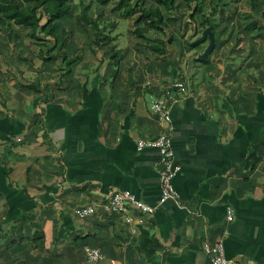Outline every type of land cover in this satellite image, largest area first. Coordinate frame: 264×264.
I'll return each instance as SVG.
<instances>
[{
    "label": "crops",
    "instance_id": "crops-1",
    "mask_svg": "<svg viewBox=\"0 0 264 264\" xmlns=\"http://www.w3.org/2000/svg\"><path fill=\"white\" fill-rule=\"evenodd\" d=\"M83 1L70 0L55 34L77 58L68 71L58 50L47 53L53 39L45 62L27 28L0 32V264H87V248L99 264H211L203 245L217 243L229 259L264 264V4L221 16L219 0L214 48L199 63L204 13L191 22L182 0L168 12L145 0L168 27L144 38L133 33L145 28L138 13L113 11L117 0L89 15ZM79 4L103 28L98 44ZM159 43L163 54L149 49ZM168 92L162 122L150 107ZM160 135L180 206L158 202V152L137 146ZM121 191L154 212L111 210L107 196ZM91 202L94 213L79 216Z\"/></svg>",
    "mask_w": 264,
    "mask_h": 264
},
{
    "label": "trees",
    "instance_id": "trees-1",
    "mask_svg": "<svg viewBox=\"0 0 264 264\" xmlns=\"http://www.w3.org/2000/svg\"><path fill=\"white\" fill-rule=\"evenodd\" d=\"M99 5L104 6L113 0H96ZM156 6H162L166 12L177 9L174 5L175 0H152ZM190 11L189 18L193 19L198 11V5L203 0H182ZM251 2L256 0H250ZM264 4V0H259ZM194 4H193V3ZM207 15H204L201 23V31L209 28L213 37L214 30L209 22V17L218 11V4L213 6ZM80 20L84 25L90 26L95 31V43L101 41L103 28L98 27L96 20H89L84 15L83 4H79ZM113 11L119 12L121 18L125 19L138 13L136 24L142 23L145 28H135L133 33L140 38L145 37L148 28L164 32L168 25L163 19L162 12L157 8H145V0H117ZM70 0H0V32L9 27V25L27 28L30 31L28 37L37 42L38 57L43 61L52 60V56L43 57V49L47 42V38L53 39V46L47 50L52 52L56 49L60 52L62 60L66 63L67 71L70 66L77 61V58H67L66 54L61 52V48L65 42V31L60 35H55L59 29V20L71 16ZM260 37V36H256ZM163 44L149 46V49L164 53ZM198 62V61H197ZM200 63V62H199Z\"/></svg>",
    "mask_w": 264,
    "mask_h": 264
},
{
    "label": "built area",
    "instance_id": "built-area-1",
    "mask_svg": "<svg viewBox=\"0 0 264 264\" xmlns=\"http://www.w3.org/2000/svg\"><path fill=\"white\" fill-rule=\"evenodd\" d=\"M180 92H184L185 88L182 84L176 85ZM173 99L168 92L165 97H160L155 101L150 111L159 116L162 122H169L168 102ZM138 148H154L158 152V160L161 166L159 171L160 192L158 202L160 204L167 201H172L176 206H180L179 196L173 187L172 181L179 168L174 165L173 152L169 138L166 135H160L150 141H139ZM108 207L116 212L124 213L129 208H132L139 213L151 214L154 212V207L145 204L142 200L137 199L134 195L127 191L114 192L107 196ZM95 204L91 202L87 207L78 211L79 216H86L94 213ZM226 220H231V213L227 212ZM203 250L209 255L211 264H241L239 261L229 259L225 256L224 249L221 243L213 246L208 244L203 245ZM84 259L87 264H99L104 260V255L97 249L87 248L84 251Z\"/></svg>",
    "mask_w": 264,
    "mask_h": 264
},
{
    "label": "rangeland",
    "instance_id": "rangeland-1",
    "mask_svg": "<svg viewBox=\"0 0 264 264\" xmlns=\"http://www.w3.org/2000/svg\"><path fill=\"white\" fill-rule=\"evenodd\" d=\"M78 0H73V3L74 4H76V2H77ZM85 1V4L84 5H86L87 6V8H86V15H89V14H91L90 12L92 11V13H95V11L96 10H98L99 11V8H98V6L97 5H99L98 4V2L96 1V0H84ZM83 1V2H84ZM148 1H150V0H148ZM203 1H206V2H201L200 3V5H199V9H198V12H199V14L200 13H204V14H206L207 16H208V13H209V11L211 10L210 8H211V4H209V0H203ZM212 1V4H213V6H215L216 4V2H217V4H219L218 5V7H220L221 5H220V2H219V0L218 1H215V0H211ZM221 1V3L223 4V6H225V5H227V7L225 8V13L223 14L222 13V15L221 16H224V15H229L230 13H232V14H234V15H238V16H240L241 14H243L242 13V10H243V8L244 9H246V7H247V4H249V3H251V1H249V0H220ZM249 1V2H248ZM154 3V2H153ZM193 3V2H192ZM252 3H253V1H252ZM194 4V3H193ZM263 6V5H262ZM105 11L107 12V13H110V6H106L105 8ZM78 10H80V8L78 7L77 8V13L79 14L80 13V11H78ZM218 10H219V8H218ZM90 11V12H89ZM101 11V10H100ZM103 12H100L99 14H102ZM204 14L202 15V17L204 16ZM214 14H216V13H214ZM217 15V14H216ZM81 22V21H80ZM191 22H195V24H196V21H194V19L193 20H191ZM201 23H202V18H201V21H200ZM82 23V22H81ZM236 25V24H235ZM198 29H199V27H198ZM191 38H193V36L192 37H190V39Z\"/></svg>",
    "mask_w": 264,
    "mask_h": 264
},
{
    "label": "water",
    "instance_id": "water-1",
    "mask_svg": "<svg viewBox=\"0 0 264 264\" xmlns=\"http://www.w3.org/2000/svg\"><path fill=\"white\" fill-rule=\"evenodd\" d=\"M207 41V46L206 48L204 49V51L202 52V54H200L198 57H197V60L199 62H203L205 60L208 59V57L210 56V54L212 53L213 51V48H214V37L210 31L209 28H205L202 33H201V36L200 38L196 41V43H204Z\"/></svg>",
    "mask_w": 264,
    "mask_h": 264
}]
</instances>
